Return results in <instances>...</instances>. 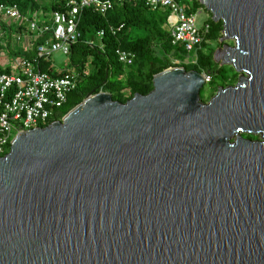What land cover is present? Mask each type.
<instances>
[{
    "label": "water",
    "instance_id": "1",
    "mask_svg": "<svg viewBox=\"0 0 264 264\" xmlns=\"http://www.w3.org/2000/svg\"><path fill=\"white\" fill-rule=\"evenodd\" d=\"M237 73L90 92L0 157V264H264V0H198ZM243 134L258 136L249 140Z\"/></svg>",
    "mask_w": 264,
    "mask_h": 264
},
{
    "label": "built area",
    "instance_id": "2",
    "mask_svg": "<svg viewBox=\"0 0 264 264\" xmlns=\"http://www.w3.org/2000/svg\"><path fill=\"white\" fill-rule=\"evenodd\" d=\"M125 1H142L151 11L166 10L170 45L181 49L179 57L188 64L196 63L209 25L197 26L196 14L186 11L183 0H67L63 10L52 11L49 18L40 14L23 16L16 5L0 4V22L7 28L15 25L16 29L18 24H23L25 31L16 32L15 39L23 41L24 54L32 53L16 56L4 68L1 60L6 56L0 58V157L9 151L16 134L59 121L54 120L56 112L66 104L68 94L76 89L79 74L70 69H52V73H47L40 66L56 51L70 54V47L81 37L78 24L83 10L104 17L115 4ZM122 29L123 24L109 25L106 31L97 32V38H102L106 32L116 36ZM4 33H0V39ZM115 56L123 66L132 65L135 59L132 52L123 49H117ZM202 75L204 84L208 83L209 76Z\"/></svg>",
    "mask_w": 264,
    "mask_h": 264
},
{
    "label": "trees",
    "instance_id": "3",
    "mask_svg": "<svg viewBox=\"0 0 264 264\" xmlns=\"http://www.w3.org/2000/svg\"><path fill=\"white\" fill-rule=\"evenodd\" d=\"M66 1L0 0V4L16 5L23 16L40 14L49 18L52 11L63 10ZM191 1L190 7L184 8L188 13H195L202 6L198 0ZM167 14L166 10L151 11L142 1L115 4L104 17L91 10H83L78 24L81 37L70 47L69 54L72 57L73 70L79 74V82L76 89L68 94L66 104L56 112L54 120H60L90 92H107L112 100L119 103L131 99L135 93L146 95L152 90L153 76L170 67H182L186 71L204 73L209 76L208 84L214 92L217 87H226L234 83L238 73L232 67L216 63L212 57L214 49L209 46L210 42L208 43L215 41L216 48L222 46L223 43L217 41L221 37L222 23L213 22L209 17L205 22L208 23L209 30L201 50L196 55V63L179 65L171 63L169 59L171 55L179 57L181 49H175L170 45ZM119 24H123V29L116 36L106 32L102 38H97V32L106 31L109 25ZM4 26L0 22L1 31H4ZM24 31L25 26L18 24L17 32ZM117 49L127 50L135 55L132 65L123 66L117 61L115 56ZM23 54V51L17 52V55ZM40 67L43 71L52 73V69L45 67L44 62ZM227 69L232 70V74L228 77ZM242 136L249 140L256 138L249 134Z\"/></svg>",
    "mask_w": 264,
    "mask_h": 264
},
{
    "label": "rangeland",
    "instance_id": "4",
    "mask_svg": "<svg viewBox=\"0 0 264 264\" xmlns=\"http://www.w3.org/2000/svg\"><path fill=\"white\" fill-rule=\"evenodd\" d=\"M183 1H184L182 3L183 7L189 8L190 4L192 3V1L191 0H183ZM195 14H196V25L200 26V27L210 17V14L203 7H200L198 10H196ZM3 29H4L5 33H4L3 38L0 39V42L2 43V46L0 47V56H1L0 58L3 59L4 56H6V57H5L4 61L1 60V62L3 63L2 68H4L6 65L10 64L11 60H13V58L18 56L17 52H21L24 49L23 41L17 42L16 39H15L16 36H17V35H15L16 32H17V29H16L15 25H11L9 28L4 26ZM0 33H2L1 30H0ZM217 41H218V43H220L219 39ZM208 43H209V46L214 49V51L217 48L218 49L222 48V46H220V45H219V47L216 48V45H215L216 42L215 41H213V42L212 41H208ZM222 43H223L222 45L225 44V45H228V46H232V42L231 41H223ZM214 51H213V54H214ZM213 54H212V56H213ZM169 59H170V62L174 63V64L190 65L184 60L183 57H175V56L171 55ZM71 60H72V57L70 55H65V54H63L60 51H56V52H54L51 55L49 60L46 63H44V65H45V67H48L49 69H53L55 71H60V70H63V69H65V70H69V69L73 70V66L71 65ZM191 65H194V64H191ZM228 67H230V66H228ZM231 74H232V70L227 69L226 70V76L228 77ZM237 77H238V75H237ZM236 82H237V79L235 80L234 83L228 84V85H234ZM208 83H205L203 85V87H202V89L200 91V94H199V96L201 98H203V99H201L202 102H207L210 99V97H212L216 93V90L218 88V87L216 88L215 92L211 91V86ZM125 93H128V92L125 91ZM251 136H254V135H251ZM255 139H259V137L256 136V138H254L253 140H255Z\"/></svg>",
    "mask_w": 264,
    "mask_h": 264
},
{
    "label": "crops",
    "instance_id": "5",
    "mask_svg": "<svg viewBox=\"0 0 264 264\" xmlns=\"http://www.w3.org/2000/svg\"><path fill=\"white\" fill-rule=\"evenodd\" d=\"M205 40V39H204ZM203 44V43H202Z\"/></svg>",
    "mask_w": 264,
    "mask_h": 264
}]
</instances>
